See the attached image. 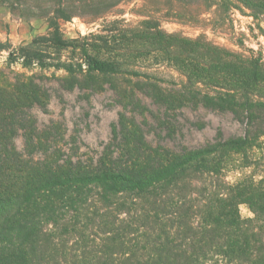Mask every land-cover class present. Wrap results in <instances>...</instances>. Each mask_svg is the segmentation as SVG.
Listing matches in <instances>:
<instances>
[{
  "label": "trees",
  "instance_id": "obj_1",
  "mask_svg": "<svg viewBox=\"0 0 264 264\" xmlns=\"http://www.w3.org/2000/svg\"><path fill=\"white\" fill-rule=\"evenodd\" d=\"M124 1L32 0L31 7L54 23H95L123 16L118 7ZM144 1L142 12L132 11L145 19L132 30L143 38L141 51L118 50L116 58L103 60L83 47L80 63L30 58L26 64L36 60L42 69L64 71L66 82L76 85L80 77L140 76L134 60L158 54L181 78L178 96L154 87L159 105L172 111L189 100L184 93L194 101L199 87L213 89L198 100L244 118V134H219L200 147L176 145L177 131L164 115L158 131L166 142L154 144L149 139L155 135L121 115L110 140L89 151L79 132L65 126L5 124L23 103L41 104L35 84L16 87L0 100V107L13 112L0 114V264H264V177L256 180L251 171L264 138V61L242 43L243 52H236L206 35L192 40L161 27L166 20L192 23L211 14L223 24L204 29L233 34L228 23L237 12L264 22V0H190L195 8L181 11L172 2ZM151 10L165 12L167 19L148 15ZM242 207L252 217L243 218Z\"/></svg>",
  "mask_w": 264,
  "mask_h": 264
},
{
  "label": "rangeland",
  "instance_id": "obj_2",
  "mask_svg": "<svg viewBox=\"0 0 264 264\" xmlns=\"http://www.w3.org/2000/svg\"><path fill=\"white\" fill-rule=\"evenodd\" d=\"M146 1L160 6H168L172 2L177 11L195 8L190 0ZM15 4L16 0H0V100L5 99L6 95H13L16 87L32 82L37 86L36 93L41 104L23 103L25 107L14 113L16 115L12 120L5 124L27 129L32 126L42 129L51 124L65 126L70 131L79 132L82 143L89 151H99L100 146L110 140L112 125L117 124L121 115H125L129 122L135 120L146 133L155 135V139H149L154 144L166 142L164 134L158 131V123L164 115L169 117L171 127L177 131L176 145L200 147L214 141L219 134L224 139L244 134L247 127L244 118H236L230 112H220L198 100L199 94H212L213 89L199 87L196 91L198 99L194 101L184 93L189 100L182 105L175 104L172 111L159 105L154 99V87H158L164 95L178 96L177 84L181 83V78L174 64L158 54L139 57L141 53H135L139 58L134 60L133 70L140 76L80 77L76 85L66 82L68 74L64 71L42 69L36 60L34 65L26 64L30 58L43 59L53 65L59 61L80 63L84 59L81 52L83 47L88 48L89 55L103 60L116 58L118 50L131 54L134 50L141 51L144 48L143 38L136 37L132 30L145 19L132 11H141L144 0H125L118 7L123 16L109 17L95 23H86L90 20L84 22L78 18L54 23L52 18L38 17L41 13L31 7L32 0H22L18 11L14 10ZM151 11L148 15L167 19L164 18L165 12L155 14L154 10ZM114 21L120 23L113 24ZM213 23L221 26L223 20L216 15H201L192 23L166 20L161 27L167 34H180L192 40L206 35L216 45L236 52H243L238 47L242 43L264 61V22H256L237 12L228 23L232 26L233 34L226 35L222 34L220 28L218 32H212ZM209 24L211 27L205 30L204 27ZM59 41H63L61 45ZM0 114L12 115L13 112L0 107ZM16 143L21 148L23 138L18 137ZM257 146L259 151L255 152L253 159H256V163L251 171L256 180H260L264 177V138ZM241 214L245 219L252 217L245 207L241 208Z\"/></svg>",
  "mask_w": 264,
  "mask_h": 264
}]
</instances>
